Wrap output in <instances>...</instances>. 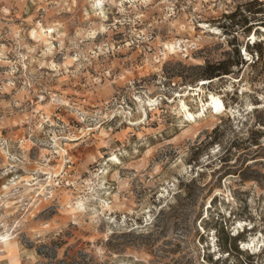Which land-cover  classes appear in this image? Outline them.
<instances>
[{
  "label": "rangeland",
  "instance_id": "1",
  "mask_svg": "<svg viewBox=\"0 0 264 264\" xmlns=\"http://www.w3.org/2000/svg\"><path fill=\"white\" fill-rule=\"evenodd\" d=\"M6 263L264 264V0H0Z\"/></svg>",
  "mask_w": 264,
  "mask_h": 264
},
{
  "label": "trees",
  "instance_id": "2",
  "mask_svg": "<svg viewBox=\"0 0 264 264\" xmlns=\"http://www.w3.org/2000/svg\"><path fill=\"white\" fill-rule=\"evenodd\" d=\"M247 11L250 13H260L261 9H257V10H252V9H247ZM239 15V11L235 10L232 11L229 15V19H230V26L234 27V26H238L239 28H241L245 33H248L251 28L253 23L249 24V18L246 15H243V17H241L240 19H235L237 16ZM256 25H262L263 21H260L259 19H256L254 21ZM232 30H236V29H232ZM234 37V36H233ZM231 44H233V42H231ZM249 46L247 45V48ZM235 52L237 55V60H231L230 58H226V59H222L220 61H216V62H210V61H206V63L204 65H200L198 68L200 69V72L198 73V77H203L206 79H213L215 77H219L221 75L224 74H229L233 71V66L237 65L238 63H243L244 60L242 59L241 55L239 54V50H238V46L235 47ZM255 143V142H254ZM248 154V153H247ZM237 237L234 236H230V235H225V237L223 239H220L218 241L219 243V247L224 251L227 252L229 254V249H233L236 253H241V250L238 248L237 244H233L231 245L229 240L232 239H236ZM219 259V257H218ZM210 261L212 262V260L210 259Z\"/></svg>",
  "mask_w": 264,
  "mask_h": 264
},
{
  "label": "bare ground",
  "instance_id": "3",
  "mask_svg": "<svg viewBox=\"0 0 264 264\" xmlns=\"http://www.w3.org/2000/svg\"><path fill=\"white\" fill-rule=\"evenodd\" d=\"M202 81H204V80H202ZM206 105H209L213 108L215 107L217 110H224L225 109L224 103L222 102V100L217 95H210L209 100L206 102ZM183 107H184V105H183ZM185 114L192 119L195 118V115L186 109H185Z\"/></svg>",
  "mask_w": 264,
  "mask_h": 264
},
{
  "label": "crops",
  "instance_id": "4",
  "mask_svg": "<svg viewBox=\"0 0 264 264\" xmlns=\"http://www.w3.org/2000/svg\"><path fill=\"white\" fill-rule=\"evenodd\" d=\"M8 263H9V260H8ZM8 263H6V264H8Z\"/></svg>",
  "mask_w": 264,
  "mask_h": 264
}]
</instances>
